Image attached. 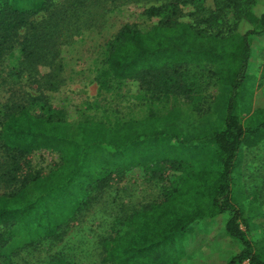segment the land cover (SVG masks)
Segmentation results:
<instances>
[{
    "label": "rangeland",
    "instance_id": "374dc122",
    "mask_svg": "<svg viewBox=\"0 0 264 264\" xmlns=\"http://www.w3.org/2000/svg\"><path fill=\"white\" fill-rule=\"evenodd\" d=\"M44 1L51 2L47 8L33 10ZM233 1L204 0L196 5L183 4L184 13L179 21L189 23L208 35H229L236 32L250 4L240 0L236 6ZM168 2L0 0V6L31 10V20L36 24L58 12V7L65 9L70 4L82 5V8H71L68 16L65 14L69 21L60 28L52 42L50 54L57 55V58L50 66L42 59L34 64V68L21 61L24 30L3 52L0 59V128L9 114L21 107L37 112L56 107L63 109L64 118L72 123L98 122L108 128L144 121L151 116L164 118L163 124L169 125L179 116L181 127L178 134L189 145L184 144L177 149L180 152L174 149L172 153L182 158L185 156L188 163L198 168L216 165L221 154L212 135L223 126L227 103L232 96L235 100L233 115L242 127H256L264 118V33L249 38L251 56L247 77L235 91L217 82L211 74V65L190 64L184 67L187 71L185 83L195 80L199 84L195 95L190 92L187 96L183 90L178 94L159 95L141 80H119L109 75L106 66L108 48L119 30L125 24L145 30L151 28L159 19L148 18L142 14V9ZM254 3L255 0L250 6L264 11V0ZM202 6L208 10L199 12ZM75 12L78 17L72 14ZM58 68L60 81L56 84L48 82L44 74L50 70L58 71ZM33 69L38 73L29 74ZM175 110L179 113H172ZM150 128L154 130V127ZM167 134L166 131L160 135L163 136L161 141L158 136L143 137L138 145L127 147L131 157L139 158V161H132L139 165L131 171L121 169L116 151L105 149L101 156L103 161L96 165V175L115 171L118 181L103 188L77 192L76 199H68L70 207L81 204V208L56 241L35 236L34 244L29 246L30 235L23 228L20 231L17 226H11L10 238L2 249L5 256H0V264H54L57 255L69 264H115L107 257L101 241L120 219L159 199L162 183L152 180L146 171L150 165L148 159L170 152V141L164 140ZM105 160L110 163H105ZM155 160L158 161L157 158ZM60 163L57 153L37 151L30 158H22L15 151L5 150L0 140V195L15 190L16 184L9 180L8 173L16 165H20L24 172L48 173ZM176 173L181 172L172 170L170 176L174 177ZM232 177V203L241 212L245 224L249 225L242 224L246 238L253 246L264 245V139L254 146L241 145ZM46 199L53 204L65 205L60 197ZM231 214L232 211H226L213 218L197 220L174 243H168L165 246L167 252L179 251L172 264H227L243 249L241 241L226 231V221Z\"/></svg>",
    "mask_w": 264,
    "mask_h": 264
},
{
    "label": "trees",
    "instance_id": "16d2710c",
    "mask_svg": "<svg viewBox=\"0 0 264 264\" xmlns=\"http://www.w3.org/2000/svg\"><path fill=\"white\" fill-rule=\"evenodd\" d=\"M197 2L204 0H169L166 4L143 8V15L158 18L159 22L147 30L125 24L109 44L107 73L119 80H141L159 95L178 94L183 90L187 96L190 92L195 95L199 84L195 80L185 83L187 71L184 67L211 65V74L220 85L237 90L247 77L251 56L249 38L264 33V11L250 6L254 0H246V5L250 4L236 32L226 36L208 35L179 21L184 13L183 4L196 5ZM48 3L51 2L44 1L33 10L47 8ZM233 3L237 6L240 0ZM75 5L70 4L65 9L58 7V12L37 24L31 20V10L0 6V59L24 30L21 61L32 68L41 59L49 66L55 63L57 55L50 54V47L60 28L69 21L70 9L82 8V5ZM207 10L199 7V12ZM35 69L29 74L38 73ZM56 70L44 74L48 82L60 81V68ZM234 108L232 96L227 103L223 126L212 135L221 158L216 165L200 168L188 163L185 156L172 153L184 144L189 145L178 134L179 116L169 125L163 124L164 118L151 116L144 121L108 128L98 122L72 123L64 118L65 111L56 107L44 108L42 112L21 107L9 114L0 128L5 150L15 151L22 158H30L37 151L57 153L61 163L48 173L24 172L20 165L8 173L16 187L0 195V256H5L2 249L10 238L11 226H17L20 231L23 228L30 235L29 246L34 244L35 236L56 241L81 208V204L70 207L68 199H76L77 192L103 188L118 181L115 171L96 175V165L105 149L116 151L121 169L131 171L139 165L132 161H139V158L131 157L127 147L138 145L143 137L158 136L161 141L163 136L160 135L167 131L164 140L169 139L170 152L148 159L150 165L146 171L152 180L162 183L161 195L120 219L103 237L101 243L107 257L115 264H172L179 251L167 252L168 243H174L195 221L232 211L226 221V231L241 241L243 249L227 264H264V245L253 246L247 240L242 214L232 203V173L240 147L242 144L254 146L264 139V134L260 135L264 130V118L256 127L244 128L234 117ZM174 112L179 113L178 110ZM172 170L181 173L171 177ZM48 197H60L65 205L53 204L47 201ZM53 263L69 264L59 255L54 257Z\"/></svg>",
    "mask_w": 264,
    "mask_h": 264
}]
</instances>
